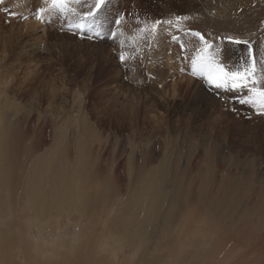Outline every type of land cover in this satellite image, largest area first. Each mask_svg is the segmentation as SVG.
Masks as SVG:
<instances>
[{
    "label": "rangeland",
    "instance_id": "1",
    "mask_svg": "<svg viewBox=\"0 0 264 264\" xmlns=\"http://www.w3.org/2000/svg\"><path fill=\"white\" fill-rule=\"evenodd\" d=\"M93 2L84 0L76 6L78 13ZM263 5L264 0H107L81 38L68 30L69 23L78 22L71 14L45 12L44 22L35 18L40 7H48L44 0H3L0 203L11 205L19 217L27 201L54 209L76 199L82 208L67 206L61 216L53 211L50 226L40 228L49 242L58 229L63 231L70 261L74 238L87 241L74 254L89 264L97 255V241L106 237L111 246L110 233L118 243L119 263L136 256L129 264H174L170 258H177L175 264H206L208 259L207 264H264V115L238 102L246 89L225 93L192 75V61L205 42L230 70L248 61L249 45L257 67L264 65ZM121 15L125 36L157 19H189L179 29L162 24L156 39H145L139 52L126 44L124 50L135 59L121 64L123 37L118 32L115 40L110 38ZM80 164L84 171L77 168ZM39 165L44 172H36ZM94 184L81 195L79 190ZM146 199L153 201L148 205ZM152 216L155 225L152 218L149 222ZM7 219L1 208L0 221ZM31 230L38 236L40 230ZM191 234H199L207 248L195 239L185 250Z\"/></svg>",
    "mask_w": 264,
    "mask_h": 264
},
{
    "label": "bare ground",
    "instance_id": "2",
    "mask_svg": "<svg viewBox=\"0 0 264 264\" xmlns=\"http://www.w3.org/2000/svg\"><path fill=\"white\" fill-rule=\"evenodd\" d=\"M24 5V4H23ZM244 6V5H243ZM246 7H247V5H245ZM264 6V5H263ZM248 13V12H247ZM215 15V14H214ZM217 15V14H216ZM213 17V16H212ZM218 17H220V16H218ZM224 17L222 16V19H223ZM234 18V17H233ZM211 19V18H210ZM221 18H219V20H220ZM227 19V18H226ZM232 19V18H231ZM212 20V19H211ZM213 21V20H212ZM209 22V21H208ZM233 22V20L231 21V23ZM239 22V21H238ZM215 23V22H214ZM213 23V24H214ZM216 24V23H215ZM224 24H226V23H224ZM217 25H218V23H217ZM222 25V24H221ZM3 108H2V103H1V100H0V123L2 122V116H3ZM1 125V124H0ZM2 130V129H1ZM1 130H0V141H3L2 139H3V137L5 136L4 134L2 135V132H1ZM6 130V129H5ZM4 131V130H3ZM8 131V130H7ZM13 131V130H12ZM5 133V132H4ZM12 133V132H11ZM9 134V133H8ZM12 135H13V133H12ZM7 136V135H6ZM5 141V140H4ZM21 142H23V141H21ZM2 143V142H1ZM4 143V142H3ZM2 143V144H3ZM9 143V142H8ZM21 144V143H20ZM4 145V144H3ZM7 145V144H6ZM5 145V146H6ZM4 146V147H5ZM11 146V145H10ZM8 147V146H7ZM87 147H89V146H87ZM10 147H8L7 148V150L9 149ZM11 149H13V147L11 148ZM11 149H9L10 151H11ZM6 150V148H5V151H7ZM2 151V150H1ZM13 151V150H12ZM20 151V150H19ZM23 151V150H22ZM4 152V151H3ZM6 153V152H5ZM8 153V152H7ZM11 153H13V152H11ZM11 153H9V155L11 154ZM86 154V153H85ZM141 155V154H140ZM3 156V155H2ZM12 156V155H11ZM89 156V155H88ZM6 157V156H5ZM8 157H10V156H8ZM17 157V156H16ZM75 157H76V155H75ZM81 157V156H80ZM80 157H78L79 159H80V161H81V158ZM140 157H143V155L142 156H140ZM77 158V159H78ZM87 158V157H86ZM65 159V158H64ZM74 159H76V158H74ZM78 159V160H79ZM1 160H2V158H1ZM99 160V159H98ZM142 161H143V159H141ZM140 160V162H142ZM80 161H78V162H80ZM220 161V160H219ZM8 162V161H7ZM190 162V161H189ZM6 163V162H5ZM53 163H54V161H53ZM52 163V164H53ZM75 163H76V161H75ZM82 163V162H81ZM176 163V162H175ZM78 164V163H77ZM84 165H85V163H83ZM95 164V163H94ZM144 164V163H143ZM193 164V163H192ZM195 164V163H194ZM194 164L192 165V166H194ZM15 165V164H14ZM44 165V164H43ZM43 165H39V169L37 168V171L36 172H40V173H42V172H44V169H42L43 168ZM61 165V164H60ZM65 165V164H64ZM76 165V164H75ZM133 165V164H132ZM13 166V165H12ZM11 166V167H12ZM16 166V165H15ZM136 166V165H135ZM191 166V165H190ZM8 167V166H7ZM20 167V166H19ZM24 167H25V165H24ZM86 167H87V165H86ZM93 167H95V165L93 166ZM131 167V166H130ZM34 168V167H33ZM67 168V167H66ZM65 168V169H66ZM77 168L79 169V170H83V169H85V166L84 167H82V165L80 164V165H77ZM96 168H98V167H96ZM189 169V168H188ZM191 169V168H190ZM7 171H8V169H6ZM19 170V169H18ZM35 170V169H34ZM68 170V169H67ZM77 170V169H76ZM89 170V169H88ZM96 170V169H95ZM186 170H187V167H186ZM192 170V169H191ZM84 171V170H83ZM90 171H91V168H90ZM5 172V171H4ZM52 172V171H51ZM57 172H58V170H57ZM60 172V171H59ZM65 172H67V171H65ZM97 172V171H96ZM177 172V171H176ZM179 172V171H178ZM53 173V172H52ZM63 174H64V171L62 172ZM74 173V172H73ZM77 173H78V171H77ZM76 173V174H77ZM181 173V172H180ZM3 174V173H2ZM9 174V173H8ZM28 174V173H27ZM81 174V173H80ZM79 174V175H80ZM64 175H67V174H64ZM10 176V175H9ZM51 176V175H50ZM54 176V175H53ZM53 176H52V180H54L53 179ZM56 176V175H55ZM78 176V175H77ZM200 177V176H199ZM198 177V178H199ZM58 178H59V176H58ZM64 178V180L67 182V184H71V183H73L72 181H70L69 179H65V176L63 177ZM133 178V177H132ZM137 178V177H136ZM6 179V178H5ZM57 179V178H56ZM135 179V178H134ZM52 180H50V181H52ZM63 180V181H64ZM136 180V179H135ZM154 180H156V178L154 179ZM27 181V180H26ZM62 181V182H63ZM65 181H64V183H65ZM134 181V180H133ZM132 181V182H133ZM160 181H162V180H160ZM165 181V180H164ZM6 182V181H5ZM56 182H59V181H55V183ZM84 182V181H83ZM11 183V182H10ZM33 183V182H32ZM52 183V182H51ZM76 183V182H75ZM74 183V184H75ZM29 184H31V182L29 183ZM36 184V183H35ZM63 184V183H62ZM61 184V185H62ZM77 184V183H76ZM157 184V183H156ZM37 185H38V183H37ZM55 185V184H54ZM82 185H83V183H82ZM81 185V186H82ZM89 185H91V184H89ZM100 185V184H99ZM98 185V186H99ZM158 185V184H157ZM192 185V184H191ZM191 185H190V187H191ZM25 186H26V184H25ZM35 186V185H34ZM42 186H44L43 184H42ZM56 186H57V184H56ZM77 185H75V187H76ZM84 186V185H83ZM94 186H96V184H94V185H92V187H89L88 189L86 188L87 187V185H86V190L87 191H85L84 192V189H81V190H79V192L81 191L82 192V194L81 195H84L85 193L87 194V193H90L91 192V190H93V188H94ZM193 186V185H192ZM27 187V186H26ZM25 187V188H26ZM47 188H48V186H46ZM74 187V188H75ZM53 188V187H52ZM81 188V187H80ZM80 188H77V189H80ZM82 188H84V187H82ZM160 188H163L162 187V185L160 186ZM229 188H230V186H229ZM32 189V188H31ZM39 189H41V185L40 186H38V190ZM65 189V188H64ZM95 189V188H94ZM213 189V188H212ZM211 189V190H212ZM228 189V188H227ZM28 190H30L29 188H28ZM33 190V189H32ZM51 190V189H50ZM61 190H63V188L61 189ZM145 190V189H144ZM163 190H165V189H163ZM190 190H191V188H190ZM192 190H193V188H192ZM232 190V189H231ZM6 191V190H5ZM23 191V190H22ZM46 191H48V189L46 190ZM54 191V190H53ZM66 191V190H65ZM72 191H73V188H72ZM96 191V190H95ZM188 191V190H187ZM37 192V191H36ZM44 192H45V190H44ZM55 192H56V190H55ZM59 192V191H58ZM58 192H56V193H58ZM67 192H70V191H67ZM76 192H78V191H76ZM97 192V191H96ZM162 193L164 192V191H161ZM160 192V193H161ZM193 192H194V190H193ZM212 193H214L213 192V190L211 191ZM210 192V193H211ZM37 193H39V192H37ZM53 193V192H52ZM55 193V194H56ZM93 193V192H92ZM152 193V192H151ZM158 193V192H157ZM161 193V195H162V197L164 196L163 194ZM166 193H167V191H166ZM190 193H191V191H190ZM208 193V192H207ZM231 193V192H230ZM233 193V192H232ZM25 194V193H24ZM39 194H41V192L39 193ZM73 194H74V192H73ZM72 194V195H73ZM80 194V193H79ZM98 194H99V192H98ZM101 194V193H100ZM159 194V193H158ZM168 194V193H167ZM209 194V193H208ZM250 194V193H249ZM66 195H67V193H66ZM80 195V196H81ZM170 195V194H169ZM234 195V194H233ZM236 195V194H235ZM239 195V194H238ZM43 196V195H42ZM50 196V195H49ZM69 196V195H68ZM71 196V195H70ZM76 196H77V194H76ZM188 196H189V194H188ZM30 197V196H29ZM46 197V196H45ZM48 197V196H47ZM72 197V196H71ZM73 197H75V196H73ZM72 197V198H73ZM82 197H84V196H81V198ZM86 197V196H85ZM94 197V196H93ZM99 197V196H98ZM212 197V196H211ZM218 197V196H217ZM216 197V198H217ZM50 198V197H49ZM58 197H56V199H57ZM61 198H63V197H61ZM70 198V197H69ZM252 198V197H251ZM46 199V198H45ZM48 199V198H47ZM51 199V198H50ZM151 199V198H150ZM149 199V200H150ZM236 199V198H235ZM253 199H254V197H253ZM64 200H65V197H64ZM67 200H68V198H67ZM79 200V199H78ZM134 200V199H133ZM143 200V199H142ZM159 200H160V198H159ZM232 200V199H231ZM6 201V200H5ZM50 201V200H49ZM132 201V200H131ZM144 201V200H143ZM146 201L148 202V205H149V203L150 202H152L153 201V199L151 200V201H148L147 199H146ZM157 201V200H156ZM156 201H154V203H156ZM171 201H173V199H171ZM47 202H48V200H47ZM83 202V201H82ZM81 202V203H82ZM133 202V201H132ZM161 203H162V199H161V201H160ZM230 201H228V203H229ZM19 203V202H18ZM34 202H30V201H27V202H25L24 204H22V210L24 211H20L21 212V214H20V216L18 217V216H16L15 214H14V212H13V210H12V208H11V205H9V204H7V203H0V211H1V208L2 209H4L5 210V212H7V217H8V219L7 220H2V221H0V264H86L85 262H87V261H80L79 259H78V257L74 254L75 253V251L77 252L78 250H76V249H79L83 244H86V242H80L79 243V240H78V238L77 239H73L72 240V243H71V245H72V255L70 256V259L72 260V261H70L69 259H68V254L70 253L69 252V250H67L66 248H67V246H66V242H67V240H65L64 238H63V231L61 230V229H58L57 230V232H56V236H53L52 237V240L49 242L48 240H46V238L44 237V234H43V231H41V229L42 228H44V227H49L50 225V218H51V221H52V218L53 217H51V212H60L59 213V215L62 213V212H65V207H67V206H70V205H72V207L74 206L75 207V205H79L80 203L76 200V199H72L71 201H63L62 202V205L61 204H57V207L56 208H54V209H49V206H46V205H41L40 206V208H37L34 204H33ZM91 203V202H90ZM136 203H137V201L134 203L135 205H136ZM146 203V202H145ZM159 203V202H158ZM239 203V202H238ZM91 204H94V203H91ZM142 204V203H141ZM157 204V203H156ZM230 204V203H229ZM246 204V203H245ZM130 205V203L128 204V206ZM133 205V204H132ZM140 205V204H139ZM147 205V204H146ZM148 205H147V207H148ZM151 205V204H150ZM163 205V204H162ZM239 205V204H238ZM21 206V205H20ZM39 206V205H38ZM80 206V205H79ZM86 206V205H85ZM138 206V205H137ZM141 206H143V204L141 205ZM155 206V205H154ZM154 206H153V208H154ZM81 207V206H80ZM88 207V206H87ZM150 207V206H149ZM151 207H152V205H151ZM161 208H162V206H160ZM168 207H171V206H168ZM235 207V206H234ZM254 207V206H253ZM82 208V207H81ZM89 208V207H88ZM134 208H136V206L134 207ZM139 208V207H138ZM152 208V209H153ZM156 208V207H155ZM154 208V209H155ZM243 208V207H242ZM19 209V208H18ZM223 209H225V207L223 208ZM67 210H69V209H67ZM71 210V209H70ZM69 210V211H70ZM74 210V209H73ZM76 210V209H75ZM78 210H79V208H78ZM82 211L84 210V209H81ZM80 210V211H81ZM85 210H86V208H85ZM151 210V209H150ZM161 210V209H160ZM159 210V211H160ZM227 210V209H226ZM250 210V209H249ZM86 211H88V210H86ZM130 211V210H129ZM134 211H136V210H134ZM133 211V212H134ZM140 211H142L141 209H140ZM155 211V210H154ZM240 211H241V209H240ZM28 212V213H27ZM77 212V211H76ZM139 211H137V213H138ZM166 212V211H165ZM169 212V211H168ZM226 212V211H225ZM228 212V211H227ZM27 213V217H26V214ZM128 213H130V212H128ZM135 213V212H134ZM133 213V214H134ZM146 213V212H145ZM163 213V212H162ZM230 213V212H229ZM260 214H261V212H259ZM55 214V213H54ZM80 214V213H79ZM131 214L132 213H130V214H127L126 216H128V215H130V217H131ZM138 214H141V212L140 213H138ZM138 214H134V215H136L138 218H139V216H138ZM62 215V214H61ZM60 215V216H61ZM69 215V214H68ZM67 215V216H68ZM85 215H87V213H85L83 216H81V217H84L85 218ZM142 215V214H141ZM153 215V214H152ZM162 215V214H161ZM160 215V216H161ZM52 216H54V215H52ZM57 216V215H56ZM146 216V215H145ZM155 216V215H154ZM167 216V215H166ZM254 216H256L255 214H254ZM16 217H18V221H16ZM129 217V218H130ZM258 217V216H257ZM55 218H59V217H55ZM128 218V217H127ZM146 218H147V216H146ZM151 218H152V220H153V222L151 221ZM155 218V217H154ZM162 218V217H161ZM163 219H164V217H163ZM170 219V218H169ZM135 220V219H134ZM157 220V219H156ZM159 220V219H158ZM161 220V219H160ZM103 221H105V222H107V219H105V220H103ZM125 221V220H124ZM128 221H133V218H132V220H128ZM151 221V223L153 224L154 223V219H153V216L152 217H150V220H149V222ZM171 221V220H170ZM135 222V221H134ZM138 222V221H137ZM136 222V223H137ZM146 222V221H145ZM257 222V221H256ZM17 223V224H16ZM42 223V224H41ZM132 223V222H131ZM131 223L129 224V225H131ZM144 223V222H143ZM160 222H158V224H159ZM261 223V222H260ZM103 224V223H102ZM123 224H124V222H123ZM126 224V223H125ZM137 224H139V222L137 223ZM262 224V223H261ZM128 225V224H127ZM145 225H146V223H145ZM151 225V224H150ZM154 225H155V223H154ZM153 225V226H154ZM161 225V224H160ZM264 225V224H263ZM42 226V227H41ZM102 226V229L105 231L106 229H107V225L106 224H103V225H101ZM139 226V225H138ZM157 226V225H156ZM159 226V225H158ZM32 227H35L37 230H40L39 232H38V236H35L33 233H30V232H33L31 229H32ZM152 227V226H151ZM41 228V229H40ZM126 228V227H125ZM128 228V227H127ZM126 228V229H127ZM131 228H134V227H131ZM145 228V227H144ZM156 228H158V227H156ZM125 229V230H126ZM130 230V229H129ZM142 230H144L143 228H142ZM14 231H20V232H22V235H17L16 234V236H13V233H14ZM102 231V230H101ZM147 231V229L145 230V232ZM150 231V230H149ZM136 232V231H135ZM133 233V232H132ZM243 233V232H242ZM103 234V233H102ZM129 233H127V235H128ZM138 234H139V231H138ZM141 234V233H140ZM110 237L108 238L109 239V242H110V244H111V246H109V244L107 243V240H106V237H103L105 240L103 241V240H100V241H97L96 242V246L98 247L97 248V250L95 251V253L94 254H96L97 253V255H96V257H94V259H96L95 261H94V259H93V261H90L89 262V264H129V263H131L132 261L131 260H134L135 258H136V256H134V257H132L131 258V260H127V262H121V263H119V261H118V255H117V251H116V249H117V247H118V243H117V240L116 239H114L113 238V235L111 236L110 235V233L108 234ZM137 236V235H136ZM139 236V235H138ZM149 236V235H148ZM126 237V236H125ZM120 238H122V237H120ZM136 238V237H135ZM200 238V236H199V234H191V236H190V241H186V244H185V246H184V249L186 250V249H188V245H190L191 246V244H193V242L195 241V239H198V240H200V241H198L199 242V246H202V248L204 249V247L205 248H207L206 246L208 245V244H206V243H203L202 242V240L201 239H199ZM258 238V237H257ZM71 239V238H70ZM119 239V238H118ZM133 239V238H132ZM132 239H131V241H132ZM248 239V238H247ZM69 240V239H68ZM123 240V239H122ZM133 240H135V239H133ZM263 240V239H262ZM71 241V240H70ZM85 241V240H84ZM112 241V242H111ZM125 241V240H124ZM197 241V240H196ZM127 242V241H126ZM133 242V241H132ZM242 242V241H241ZM244 242V241H243ZM70 243V242H69ZM129 244V243H128ZM134 244V243H133ZM195 244V243H194ZM227 244V243H226ZM235 244V243H234ZM92 245V244H91ZM198 245V244H197ZM256 245V244H255ZM181 246H182V243H181ZM194 246V245H193ZM232 246V245H231ZM66 247V248H65ZM146 247H147V245H146ZM208 247H210V246H208ZM131 248V247H130ZM148 248V247H147ZM183 248V247H182ZM233 248H234V246H233ZM232 248V249H233ZM178 249V248H177ZM180 249V248H179ZM194 249H196V248H194ZM225 249V248H224ZM231 249V248H230ZM235 249V248H234ZM118 250V249H117ZM71 251V250H70ZM147 251V250H146ZM219 251V250H218ZM221 251H222V249L218 252V253H220L221 254ZM262 251V250H261ZM69 252V253H68ZM150 252V251H149ZM191 252V251H190ZM198 252V251H197ZM212 252V251H211ZM211 252H209V253H211ZM223 252V251H222ZM262 252H264V251H262ZM177 253H179V252H177ZM93 254V253H92ZM154 254V253H153ZM8 255V256H7ZM68 255V256H67ZM137 255V254H136ZM151 255V254H150ZM171 255V254H170ZM173 255V254H172ZM177 255H179V254H177ZM198 255V254H197ZM197 255H196V257H197ZM219 255V254H218ZM155 256V255H154ZM160 256V255H159ZM175 256V255H174ZM16 257L18 258V262L17 261H15V259H16ZM81 257V256H80ZM83 258V257H82ZM82 258H80V259H82ZM143 258V257H142ZM152 258V257H151ZM156 258V257H155ZM206 258V257H205ZM211 258V257H210ZM91 259V258H90ZM138 259V258H137ZM159 259V258H158ZM177 258H170V261H173V263L175 264V262H177V260H176ZM88 260V259H87ZM144 260V259H143ZM162 260V259H161ZM138 261H141L140 259H138ZM151 261V260H150ZM205 261V260H204ZM211 261H212V259H211ZM142 262V261H141ZM156 262V261H155ZM136 263V262H135ZM145 263V262H144ZM143 263V264H144ZM149 263H151V262H147V264H149ZM160 263V262H159ZM207 263H209V259L207 260ZM206 263V264H207ZM217 264H218V262H216ZM153 264V263H152Z\"/></svg>",
    "mask_w": 264,
    "mask_h": 264
},
{
    "label": "snow or ice",
    "instance_id": "3",
    "mask_svg": "<svg viewBox=\"0 0 264 264\" xmlns=\"http://www.w3.org/2000/svg\"><path fill=\"white\" fill-rule=\"evenodd\" d=\"M0 3H3V0H0ZM44 3H46L48 7H40L39 11L35 14L36 19L44 22L43 14L45 12H48L51 16L60 14L64 17L71 14L74 20H78V22L69 23L68 30L72 31L73 34L79 32L81 38H83L86 29L94 22L97 14L103 10V6L107 4V0H94L93 3L88 5L87 11H84L82 15L78 13L76 6H82L84 0H44ZM10 14L15 15V13ZM124 19V16L121 15L114 21L117 26V31H113L110 35V38L113 40L117 38L118 32L119 35L123 37L119 41L121 51L119 52L118 58L121 64H124L130 58L135 59V56H131L124 50L126 44H131L135 51L139 52V45H141L145 39L150 41L156 39L162 24L175 26L179 29L181 22L188 20L189 17L175 16L174 19H157L151 22L150 25L144 23L128 36H125L123 30L119 28ZM137 22L140 23V21ZM61 30L63 31L64 29L62 28ZM191 34L199 37L201 41H204V37L201 33L194 32ZM172 38L175 39L176 37L173 36ZM236 42L239 43L240 41ZM244 43L247 44L248 42L244 41ZM205 44V48L201 49V54L192 61V75L203 79L209 88L221 90L225 93L239 94L243 93L246 89L247 93L240 96L238 102L241 104H252L259 109L260 115H264V65L260 68L257 67V60L252 47L250 45L248 47V61L236 68V70H230L208 52L211 45H208L206 42ZM258 72L260 73L259 76Z\"/></svg>",
    "mask_w": 264,
    "mask_h": 264
}]
</instances>
